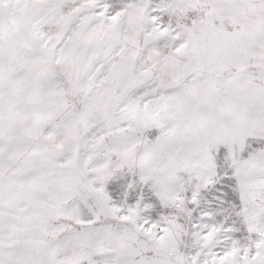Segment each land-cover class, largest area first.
Listing matches in <instances>:
<instances>
[{"label":"snow or ice","instance_id":"6c2138e0","mask_svg":"<svg viewBox=\"0 0 264 264\" xmlns=\"http://www.w3.org/2000/svg\"><path fill=\"white\" fill-rule=\"evenodd\" d=\"M0 264H264V0H0Z\"/></svg>","mask_w":264,"mask_h":264}]
</instances>
